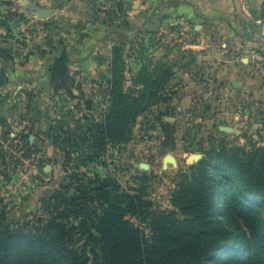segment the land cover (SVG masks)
<instances>
[{"label":"rangeland","instance_id":"374dc122","mask_svg":"<svg viewBox=\"0 0 264 264\" xmlns=\"http://www.w3.org/2000/svg\"><path fill=\"white\" fill-rule=\"evenodd\" d=\"M64 53L67 71L52 78ZM233 149L264 166V0H0L6 222L45 220L50 197L79 174L147 200L146 219L126 216L146 235L197 218L219 231L229 219L216 194L237 167L208 152ZM70 186V198L86 193ZM68 245L87 264L102 250L80 235ZM218 255L202 263L243 264Z\"/></svg>","mask_w":264,"mask_h":264},{"label":"trees","instance_id":"16d2710c","mask_svg":"<svg viewBox=\"0 0 264 264\" xmlns=\"http://www.w3.org/2000/svg\"><path fill=\"white\" fill-rule=\"evenodd\" d=\"M66 61L65 53L56 59L50 68L52 78L67 71ZM145 108L142 106L132 114V120ZM162 126L169 125L162 123ZM101 134L107 136L105 131ZM224 150L208 152L210 157L222 155L228 165L237 167L228 172V175L234 172L236 180L232 176L222 180L219 186L223 190L216 194L217 198H223L221 205L229 219V224H221L219 231H211L207 220L197 218L188 223L177 222L179 227L158 222L151 234L146 235L126 216L146 219L152 214L147 200L138 195L119 194L112 189L114 183L110 178L85 181L78 174L71 178V184L63 185L50 197L49 216L43 221L10 224L0 212V264H87V252L68 245L76 235L99 241L102 250L94 254V264H203V259L214 254L219 260V252L243 264H264V212L259 215L256 207L264 200V166L245 165L255 154L246 158L239 157L237 150L228 155ZM259 158L263 160L264 155L260 153ZM208 160L198 162L202 178L210 176L206 169ZM76 181L86 193L79 192L70 198L66 193ZM236 182L241 183L240 188H229ZM213 205L218 213L214 199ZM252 208L255 211L249 213ZM163 227L166 228L160 229ZM235 237L241 240L239 245L233 243Z\"/></svg>","mask_w":264,"mask_h":264},{"label":"crops","instance_id":"0c3cea01","mask_svg":"<svg viewBox=\"0 0 264 264\" xmlns=\"http://www.w3.org/2000/svg\"><path fill=\"white\" fill-rule=\"evenodd\" d=\"M191 2V1H190Z\"/></svg>","mask_w":264,"mask_h":264}]
</instances>
